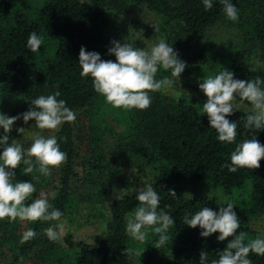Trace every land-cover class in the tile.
<instances>
[{
	"label": "trees",
	"instance_id": "obj_1",
	"mask_svg": "<svg viewBox=\"0 0 264 264\" xmlns=\"http://www.w3.org/2000/svg\"><path fill=\"white\" fill-rule=\"evenodd\" d=\"M231 3L243 19L246 10L253 9V12L249 19L243 20L236 46L225 52L227 70L234 73L235 79L264 80V0H231ZM134 6H145L158 15V27L165 42L186 63L182 72L185 76L193 75L192 60L206 55L202 37L208 28L217 21L232 22L224 14L220 0H213L209 10H205L202 0H0V111L17 116L33 107L31 102L38 96L59 91L61 95L57 99L66 101V106L76 113V119L89 118L88 125L78 132L75 120L64 123L53 134L60 149L67 154V161L59 167L58 178L54 180L55 199L51 194L48 196L50 204L63 213L61 219L74 205L71 176L79 146L92 150L87 157L89 170H97L103 155L93 149L103 131L111 129L107 117L111 112L112 118L125 124L113 143L112 155L140 160L137 167L144 165L141 160L151 166L153 174L146 186L151 185L160 196L157 210L168 212L174 219L169 241L157 249L153 245L158 236L149 232L147 240L140 245L141 256L136 254L133 258L124 253L130 246L126 217L139 203L134 191L108 200L105 229L93 241L75 239L69 233L58 241H50L43 230L56 221L27 225L19 220L0 221V264H199L201 251L207 253L210 264L211 260L218 259L231 237L219 241L218 232L202 237L203 230L186 225L184 216L191 217L203 207L218 212L220 204L226 202L208 194L187 195L184 192L187 187L205 182L232 193L250 180L247 204L234 205L240 218L237 234L246 231L253 212L264 211V159L254 170L242 168L233 173L222 167L231 163L230 155L236 143L256 136L264 145V129L244 128V117L250 110L237 107L226 117L237 123V138L232 144L221 143L207 114H201L198 106L183 95L174 98L154 92L151 106L146 110L126 111L106 104L104 97L95 92L92 78L79 75L82 46L88 52L99 53L102 60L115 61V56L108 51L114 46L109 33L110 14H128ZM32 32L44 37V43L35 53L27 48V38ZM252 57L263 64H256ZM202 81L203 78L196 77L192 86L206 101L199 89ZM30 122L25 124L22 117L18 119L8 134V143L19 138L22 133L17 129L25 128ZM0 135H3L2 128ZM23 167L21 163L13 170L14 179L33 182L36 193L32 199H35L46 182L36 172L32 176L39 179L33 180L31 174L22 172ZM88 181L91 186L98 182L94 174H89ZM170 190L175 191L176 197L170 195ZM29 228L37 235L21 245V235ZM249 259L253 264H264V256L250 253Z\"/></svg>",
	"mask_w": 264,
	"mask_h": 264
},
{
	"label": "clouds",
	"instance_id": "obj_2",
	"mask_svg": "<svg viewBox=\"0 0 264 264\" xmlns=\"http://www.w3.org/2000/svg\"><path fill=\"white\" fill-rule=\"evenodd\" d=\"M205 10L213 7V0H202ZM223 12L231 21L238 20V10L231 0H220ZM155 31L156 25L152 24ZM44 43V37L36 32L30 33L27 38V48L35 53ZM113 47L109 53L115 56L113 60H102L99 53L88 52L82 46L79 51V66L82 69L79 75L82 78L91 77L92 85L96 93L104 97L105 103L113 108L130 111L132 109L146 110L151 106L150 93L167 92L172 88L175 77H179L185 70L186 63L179 59L177 52L171 45L160 39L158 43L148 49L134 48L131 43L121 44L112 41ZM169 71L171 77L164 76L157 79V73L161 70ZM255 70V69H253ZM199 89L206 96V101L200 109L201 114H207L209 124L217 132V139L221 143L232 144L237 138V123L226 117L233 114L234 102L239 97L243 104L245 101L251 105L249 114L244 117V128L249 130L264 129V80L257 77L254 80L235 79L234 73L224 68L214 76H207L199 84ZM59 91L50 95H40L32 100L33 107L17 116H7L0 111V221L15 222H46L60 221L63 213L54 208L48 198V193H36L33 182L16 181L14 169L24 165L22 172L25 174L39 173V176L48 177L52 168H59L67 161L66 152L60 149L56 135L44 136L40 132L32 134L30 147L24 149L16 141L8 143L9 133L14 123L22 117L25 124L30 120L35 121L36 127L43 131H58L64 123H74L76 113L66 106V101L57 99ZM24 127L17 129L18 133L24 132ZM264 159V145L256 136L244 139L236 143L235 149L230 155L229 172L238 169H258L260 161ZM39 176H32L38 180ZM55 199V193H52ZM170 195L176 197L174 190ZM31 200L30 203L27 201ZM139 202L134 211L126 217V234L138 242H145L149 232L158 236L153 245L160 249L170 239L169 229L174 227V219L168 212L158 211L160 196L151 185L140 189L136 193ZM226 205V206H225ZM234 202L220 204L219 211L209 207H203L191 217L184 216V223L189 227L199 226L203 231L202 237H209L213 233H219L217 239L225 241L229 237L226 248L219 252L218 259L211 260L210 264H253L249 254L254 253L264 256V236L248 239V234L237 230L240 228V218L234 210ZM57 228L59 231H57ZM44 234L50 241H58L64 235V223L55 227H47ZM37 233L34 229L23 231L19 243L34 239ZM247 240V242H245ZM129 255L134 253L131 248L124 249ZM140 255L142 252H136ZM199 264H209L207 253L201 251Z\"/></svg>",
	"mask_w": 264,
	"mask_h": 264
},
{
	"label": "rangeland",
	"instance_id": "obj_3",
	"mask_svg": "<svg viewBox=\"0 0 264 264\" xmlns=\"http://www.w3.org/2000/svg\"><path fill=\"white\" fill-rule=\"evenodd\" d=\"M246 11L245 20L249 19L253 9ZM110 19V37L121 44L127 42L131 43L134 48L148 49L151 45L158 43L160 39L165 40L164 35L158 27V15L145 6H134L128 14H110ZM244 19L240 13L236 21H217L210 26L206 34L202 37V43L206 49L205 57L197 58L198 60L194 58V61L192 60L193 75L185 76L181 73L180 78H173L174 84L172 88L162 93L174 98L183 95L201 109L205 101L201 93L192 84L196 77L205 79L207 76L218 74L224 68L227 69L228 65L226 64L225 52L238 43L237 40L241 34L240 27L244 26ZM152 24L156 25L158 28L157 31H155ZM185 57L186 55L184 54L183 58L186 59ZM252 59L256 61V64H263V62H260L255 57H252ZM164 76L171 77V73L159 71L156 78L161 79ZM234 104L236 107H241L246 110L251 109V105L246 103L241 104L240 101H235ZM107 117L111 129L109 131H103L104 134H101L99 144L93 149L94 151H99L101 156L103 155L102 160L99 162V168L97 170H89L90 163L87 157L91 155L92 150L88 147L84 149V147L79 146L71 176L74 205L70 208L66 216L50 226L55 227L63 222L64 235L69 233L75 239L93 241L100 237L108 219L106 210L108 200L111 197L123 193L139 191L146 186L151 174H153L151 166L144 160H141L144 165L137 167L136 163H139L140 160L133 157L118 158L112 155L111 149L113 143L119 135V130L123 129L125 124L112 118L111 112ZM88 121V117L76 119L75 131L78 132L84 125H88ZM36 132H40L46 137L54 134L53 131L39 130L35 125V121L32 120L25 127L22 135L14 141L20 143L24 149H27L32 143V134ZM98 147L99 150H96ZM0 152H2V149H0ZM90 159L91 161L93 160L91 157ZM50 171V176H41L43 182L46 183L40 192L48 193V196L54 191V180L58 178L59 168H52ZM89 174H94V178L98 181L97 185L93 184L91 186L89 184ZM250 186V180H246L243 187L234 189L232 193H225L220 187L214 188L205 182H199L192 187H187L184 192L193 197L208 194L220 202L231 201L239 205H246ZM22 223L27 225L29 222ZM57 231H59L58 228ZM245 232L248 234V239L264 236V211L253 212L250 215ZM129 244V248L134 250V253L130 256L135 258V253L141 252L140 245L142 244L141 242L134 241L130 237Z\"/></svg>",
	"mask_w": 264,
	"mask_h": 264
}]
</instances>
